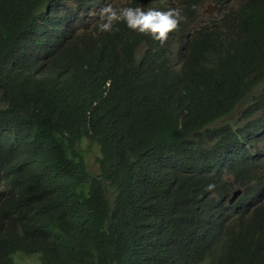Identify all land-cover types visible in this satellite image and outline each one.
<instances>
[{
	"label": "trees",
	"instance_id": "1",
	"mask_svg": "<svg viewBox=\"0 0 264 264\" xmlns=\"http://www.w3.org/2000/svg\"><path fill=\"white\" fill-rule=\"evenodd\" d=\"M45 1L0 0V264H264L247 145L259 121L217 124L264 79V0L243 5L227 43L221 24L186 38L171 72L166 45L137 60L123 21L81 30L85 15ZM25 14L28 31L7 23ZM84 143L100 147L96 173ZM235 184L246 192L230 205Z\"/></svg>",
	"mask_w": 264,
	"mask_h": 264
},
{
	"label": "clouds",
	"instance_id": "2",
	"mask_svg": "<svg viewBox=\"0 0 264 264\" xmlns=\"http://www.w3.org/2000/svg\"><path fill=\"white\" fill-rule=\"evenodd\" d=\"M202 1L204 0H46L40 10L46 12L60 11L67 14L76 12L75 18L78 22L84 21L80 18L85 15L87 21H85L84 25H81V30L92 29L97 23V31H110L113 22L123 21L127 29L123 32L120 46L133 47V57L140 60L152 43L157 42L161 45H166L167 52L160 63L163 68L171 72L179 70L183 65L182 50L186 38L190 36L200 37L205 27L211 28L216 24H221L222 34L219 41L223 43L237 38L239 34L241 35L244 32L239 21L240 13L243 5L246 2H250V0H236L233 4H231L232 0H210L217 7V10L213 15L209 14L211 10H208L209 13L206 14L209 15V18L207 20H205L204 14L198 12V7ZM211 17L216 18L213 20L214 22L208 23ZM230 17H234L235 21H230ZM28 19L25 14L7 23L21 28L23 32L28 31L25 28V23ZM31 25L32 23L30 22ZM231 30L233 32H230ZM31 33L32 40L29 43L35 44L41 34L37 32ZM1 38L4 37L0 30ZM17 42L6 40L4 46L11 50H16ZM91 54L83 56L82 61L85 62ZM49 69V65L44 64V70ZM48 74L50 73L46 72V76ZM250 87L251 90L246 98L236 108L231 110L229 115H232L240 104L247 100V106L241 109V118L245 121V124L256 119L260 123L264 119V108H259L257 103L260 97H262L264 102V79L252 82L249 85ZM261 88L263 90L260 92L259 89ZM254 91H257L256 95H253ZM220 121H223V119ZM259 123L255 133L259 135L253 136V139L249 140L247 145L254 155L253 159L250 160L254 173L264 177V146L261 145L264 143V126L260 127ZM225 178L227 181L234 183L231 174L226 172ZM230 178L232 179L231 181ZM238 190L241 193L231 202L234 192ZM245 192V186L235 184L230 194L229 204H234ZM238 214H235V217L242 218L247 217L245 214H248V212L243 213V216L240 213Z\"/></svg>",
	"mask_w": 264,
	"mask_h": 264
},
{
	"label": "rangeland",
	"instance_id": "3",
	"mask_svg": "<svg viewBox=\"0 0 264 264\" xmlns=\"http://www.w3.org/2000/svg\"><path fill=\"white\" fill-rule=\"evenodd\" d=\"M236 0H232L231 1V4H233ZM208 10H211V12L209 13ZM217 10V7L214 6L213 2L210 1V0H204L202 2H200V5L198 7V12L201 13V14H204V18L205 20H207V18H209V15L206 14V13H209L211 15L215 14ZM216 17H211L209 20H208V23H212L214 22L213 20L215 19ZM263 89H259V91L261 92ZM257 91H254L253 92V95H256ZM250 99V98H248ZM247 100H245L244 102H242L240 104V106L234 111V113L232 115H228L226 117L223 118V121H220L218 123V125H222L223 123H225V121H231L233 124L235 125H244L245 124V121L241 118V109L243 107H246L247 106ZM262 146H264V143L261 144ZM86 146H87V143H84L83 144V151L85 152V158L87 159L89 165H90V169L93 171V172H97V167H98V163H97V156H99V151H100V147L97 146V145H94L90 150L86 149ZM232 179L230 178V181ZM244 190V189H243ZM253 205L252 204L250 206V209L248 211V214H245L246 216H249V213L250 211L252 210L253 208ZM18 260H17V264H39V260L37 258V256H26L24 254H18Z\"/></svg>",
	"mask_w": 264,
	"mask_h": 264
},
{
	"label": "water",
	"instance_id": "4",
	"mask_svg": "<svg viewBox=\"0 0 264 264\" xmlns=\"http://www.w3.org/2000/svg\"><path fill=\"white\" fill-rule=\"evenodd\" d=\"M240 193H241L240 190L235 191V192H234V195H233V197H232V199H231V202H233V201L237 198V196H238Z\"/></svg>",
	"mask_w": 264,
	"mask_h": 264
}]
</instances>
